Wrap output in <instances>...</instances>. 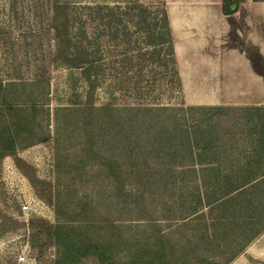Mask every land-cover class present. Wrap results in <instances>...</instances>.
<instances>
[{"label":"rangeland","instance_id":"obj_1","mask_svg":"<svg viewBox=\"0 0 264 264\" xmlns=\"http://www.w3.org/2000/svg\"><path fill=\"white\" fill-rule=\"evenodd\" d=\"M116 1L132 3L61 2L73 18L84 3ZM140 1L165 8L173 22L179 84L160 74L162 70L154 71L155 66L143 67L141 75L136 57L132 61L136 64L121 67L120 45H124L105 38L106 75L89 97L80 68L58 56V39L51 27L54 0H0V129L9 131L16 112L13 105H24L26 111L36 106L35 131L23 132L14 151L0 150V264H101L90 253L73 263L62 261L47 223L66 224L85 241H120L116 257L123 261L138 247L152 244L160 230L166 243L170 239L166 249L171 264L184 258L194 264H200V258H207L201 264L209 258L223 262L228 250L243 242L245 246L226 264H264V217H257L264 215V203L245 218L249 226L260 228L249 241L236 222L224 235L221 223L206 231L201 224L196 227L197 210L192 206L198 203L197 209H203L197 196L202 186L197 188L190 175L179 172L182 161L170 148H159L158 138L152 136L159 124L152 135L142 124L136 134L125 109L136 103L232 106L227 112L189 111L186 122L200 117L219 125L228 147L220 156L250 151L252 142L246 135L253 132L257 137L264 109L250 112L242 106H264V86L246 87L241 75L234 73L242 70L247 57L264 74V21L257 14L247 15L251 21L246 22L240 12L233 14L238 6L226 13V6L236 0ZM237 1L239 5L242 0ZM76 27L74 22L72 35ZM94 31L96 26L89 25L92 40ZM232 52L239 61L231 59ZM122 68L128 72L121 81L113 73ZM151 77H156L153 85ZM88 103L95 106L91 118L84 110ZM108 103L109 111L102 108ZM203 162L216 164L207 157ZM260 164L264 167V162Z\"/></svg>","mask_w":264,"mask_h":264},{"label":"trees","instance_id":"obj_2","mask_svg":"<svg viewBox=\"0 0 264 264\" xmlns=\"http://www.w3.org/2000/svg\"><path fill=\"white\" fill-rule=\"evenodd\" d=\"M61 1L54 0L55 4L52 7L53 13L51 16V27L58 39L57 53L69 66L80 68L81 74L87 81L89 97H92L93 92L102 82L104 74L106 75V67L102 66L105 63V61L103 62L105 49L102 46L105 38L110 43L120 41V44L124 45L122 47L120 45L121 67L136 64L132 62L136 57L141 75H143V67L155 66L154 71L158 72L159 70L160 72L162 70L160 74L169 75L170 81L176 85L179 84L172 26L165 8H152L140 0H126V2L131 1L132 3L123 5L118 1L116 3H84L80 11L72 18L67 6ZM237 3V0L231 3L235 4L234 8L226 6L225 12L229 13L234 10ZM74 22L77 23V31L76 34L73 31L72 35L71 27ZM92 24L96 26L94 40L90 39L91 35L88 33V26ZM124 69L127 68L117 69L113 76L121 77L122 81V78L128 72ZM155 80L156 77L154 79L151 77L150 84ZM136 82L137 79L133 83ZM1 94H3V89L0 80V96ZM23 106L13 105L16 112L14 118L12 117L13 119L10 121V125H8L9 131L0 129L1 152L14 151L19 136L23 132L30 135L35 131L36 106L35 104L31 105L28 111L24 110L25 107ZM242 107L250 112L264 109L262 105L253 104ZM102 108L108 111L112 109L109 103L103 105ZM230 108L232 106H171L164 103L158 105L136 103L125 107L128 111L130 124H132L131 130H134L136 134L138 130L142 129H139V125L142 124L143 127L148 125L145 131L152 135L154 126L159 124L156 129L157 133L155 131L152 135L158 138L159 148H170L174 158L176 157L177 160L182 161V169L179 172L182 171L190 175V181L195 183L197 188L198 185L202 186V193L199 191L197 196L198 202L203 204V209H197L196 205L198 203L192 206L193 209L197 210L195 212L196 227L201 224L206 231L211 225L215 227L219 225L218 223H221V231L224 235L227 233L230 223L236 222L240 230L243 228L242 232L245 234V239L249 241L258 233L260 228L249 226L245 218L250 217V213H255L260 203H264V167L260 164L264 162V113L259 114L262 119L259 126L261 127L260 130H255L257 137L251 134L253 132L246 135V140L252 142L251 150H245L244 153L230 158L229 153L226 157L219 155L228 149L227 138L219 130V125L212 122L207 123L206 119H200V117L195 118L191 124L186 122L189 111L190 114L194 111H204L206 109L227 112V109ZM94 109L93 103H88L84 107L89 118L92 117ZM200 142L202 147L199 146ZM206 157L216 161V164H205L203 160ZM183 160H189L190 163H183ZM222 160L230 163L222 165L219 163ZM196 161L200 164L198 167L194 165ZM217 161L219 162L217 163ZM235 162L240 164H235ZM205 210L209 211L210 215L214 211L218 214L213 213L215 216H208ZM257 217L262 218L264 215L258 214ZM45 228L60 246L62 261L68 263H73L89 253L93 254L101 264L172 263L166 249L170 239L168 238L166 243V234L161 233L160 230L156 233L152 244L146 248L138 247L129 255L128 260L123 261L116 257L117 246H120V241L113 239L85 241L73 233L66 224L47 223ZM244 246L245 242L240 246L238 245V248L232 249L231 252L228 250L227 254L229 255L223 262L220 259L209 258L206 264H226ZM191 249H194L193 245ZM191 260L184 258L178 264H194ZM205 260L207 258H200V264Z\"/></svg>","mask_w":264,"mask_h":264},{"label":"crops","instance_id":"obj_3","mask_svg":"<svg viewBox=\"0 0 264 264\" xmlns=\"http://www.w3.org/2000/svg\"><path fill=\"white\" fill-rule=\"evenodd\" d=\"M238 6V9L235 8V13H239L242 14V18H245V21L246 22H249L251 21V18H247V15H259L261 18V20L264 21V0H258V1H253V0H242L240 1V4L237 5ZM246 16V17H245ZM243 21V20H241ZM170 23H171V20H170ZM171 26H172V31H173V35H174V32H175V29H174V26H173V22L171 23ZM240 29V28H239ZM261 30H264V25L262 27ZM255 31H250L249 34H253ZM174 44H175V39H174ZM236 49V48H234ZM262 51V49H259ZM241 51V50H240ZM241 53V52H240ZM236 53L232 52L230 57L231 59L233 60L235 58V60H238L239 58L235 57ZM264 57V55H263ZM247 59V62H242L241 64V71H239V73H234V77H237V75H241L240 77V80L246 82V87H259V90L260 88H262L264 86V74H261L259 72H257L251 62L248 60V58L246 57ZM239 61V60H238ZM237 74V75H235ZM241 84V83H240ZM239 86V85H238ZM209 102H212L211 100H207Z\"/></svg>","mask_w":264,"mask_h":264},{"label":"water","instance_id":"obj_4","mask_svg":"<svg viewBox=\"0 0 264 264\" xmlns=\"http://www.w3.org/2000/svg\"><path fill=\"white\" fill-rule=\"evenodd\" d=\"M234 6H235V4H232V5H231V8H234Z\"/></svg>","mask_w":264,"mask_h":264}]
</instances>
